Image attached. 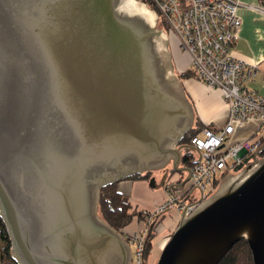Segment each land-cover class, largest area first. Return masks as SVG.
Listing matches in <instances>:
<instances>
[{
    "label": "water",
    "instance_id": "1",
    "mask_svg": "<svg viewBox=\"0 0 264 264\" xmlns=\"http://www.w3.org/2000/svg\"><path fill=\"white\" fill-rule=\"evenodd\" d=\"M159 23L143 0H0V218L16 264H132L101 189L171 163L185 179L149 186L175 196L191 177L195 108ZM263 150L180 217L156 264H218L242 239L264 264Z\"/></svg>",
    "mask_w": 264,
    "mask_h": 264
},
{
    "label": "built area",
    "instance_id": "2",
    "mask_svg": "<svg viewBox=\"0 0 264 264\" xmlns=\"http://www.w3.org/2000/svg\"><path fill=\"white\" fill-rule=\"evenodd\" d=\"M159 15L162 26L171 31L191 56L194 76L222 93L229 105L226 124L218 131L203 127L191 138L194 160L191 181L199 194L183 202L169 196L153 211L144 210L147 224L151 217L171 209L180 216L190 215L219 181L244 160L264 147V95L248 87L258 72V64L238 58L232 47L238 40L242 21L238 15L240 0H147ZM264 15V0L251 5ZM248 119L259 124L248 138L228 143L235 125ZM130 234L132 264H144V235ZM1 264V263H0Z\"/></svg>",
    "mask_w": 264,
    "mask_h": 264
},
{
    "label": "crops",
    "instance_id": "3",
    "mask_svg": "<svg viewBox=\"0 0 264 264\" xmlns=\"http://www.w3.org/2000/svg\"><path fill=\"white\" fill-rule=\"evenodd\" d=\"M241 5L238 8V15L242 24L238 31V40L232 47V52L238 58L251 63L258 64V72L254 79L247 85L264 95V15L252 8L258 0H240ZM174 50L175 62L180 72L187 70V64L181 60L179 51ZM262 76L261 82H256V77ZM185 90L195 108V123L199 126L207 127L213 131L222 128L229 116V105L223 99L222 93L218 89L207 86L204 82L193 77H186L182 80ZM259 122L257 119H248L243 124L235 125V131L228 139V143L240 141L248 138L256 130ZM119 190L129 197L133 208L147 211L155 210L160 203L168 198L169 192L163 188L154 189L149 186L146 180L133 178L125 179L119 183ZM136 203L134 206L133 203ZM180 214L175 210L172 218L166 213L165 221L168 224H178ZM164 224V223H163ZM142 222L134 219L133 222L125 228L126 232H133L141 229ZM164 228V225H162Z\"/></svg>",
    "mask_w": 264,
    "mask_h": 264
},
{
    "label": "trees",
    "instance_id": "4",
    "mask_svg": "<svg viewBox=\"0 0 264 264\" xmlns=\"http://www.w3.org/2000/svg\"><path fill=\"white\" fill-rule=\"evenodd\" d=\"M165 29L168 30L166 26ZM178 75L182 78H186L193 77L194 73L192 68H189ZM201 129L202 127L195 123L193 128L184 135L181 142H184L190 146L192 136L199 133ZM262 155H264V150L262 151ZM191 163L193 164V161ZM131 178L132 177H129L127 179ZM120 182L121 181L108 184L101 189L99 214L110 225L121 232L125 231V228L128 227L135 218L138 219L139 222H142V229L145 226V222L149 214L144 213V210L142 209L140 210L132 208L129 197L119 190ZM162 216H160V218ZM10 247L11 243L6 231V227L0 218L1 264H16V262L11 257ZM218 264H253L251 251L247 241L245 239L238 241Z\"/></svg>",
    "mask_w": 264,
    "mask_h": 264
},
{
    "label": "flooded vegetation",
    "instance_id": "5",
    "mask_svg": "<svg viewBox=\"0 0 264 264\" xmlns=\"http://www.w3.org/2000/svg\"><path fill=\"white\" fill-rule=\"evenodd\" d=\"M166 31L168 32L169 40H170V48H171V51H172V53L174 55V50L172 48L170 31L169 30H166ZM174 57H175V55H174ZM180 73L181 72H179L178 74H180ZM181 79L184 80V78H182V77H181ZM180 144L183 145V148H182L183 159H182V162L180 163V166L187 167V168L191 169V167H192V163L191 162L194 160V153H193V150H192V146L191 145L189 146V145L185 144L184 142H181ZM243 161L244 160H242V162ZM241 163H239V164H241ZM187 175H188V172H186V171L178 172V171L173 170L172 169V164L170 163V164L167 165V167H165V168H163L161 170L148 171V172H145V173H142V174H136V175L132 176L131 179H133V178L143 179V180H146L148 183L149 182L152 183L153 185L159 184L160 181L162 179H164L165 183L174 184L176 186V185H179L185 179V177ZM195 190L196 189H195L194 185H192L191 178H189L188 180L183 182V185H182V187L180 189H177L174 192L176 194L180 195L181 198L185 197L188 193H190L188 195V197H187V199H189V198H191V196L193 195ZM167 212H169V211L160 213V215L159 214L153 215L151 217V219H150L148 224H147V219H146L145 226L139 231H133V232H130V233L126 232V231H123V234L125 235L127 240L129 238L130 234L142 232L141 234L144 235V247H145V249H144V264H153L154 254L151 251H153L154 248L158 246V244H156L158 240L155 242V239L160 234H161L160 235L161 237L163 235H165V234H168L167 230H170L169 228H167V226L165 228H163L161 231L159 230L160 227L162 225H164L163 223L165 222V217H166V213ZM160 216H162V217L160 218ZM154 220H155V224H154V227H153L152 231L150 232L151 236L148 238V240L146 242L147 233L149 232L150 225H151V223ZM160 236H159V238H160Z\"/></svg>",
    "mask_w": 264,
    "mask_h": 264
},
{
    "label": "rangeland",
    "instance_id": "6",
    "mask_svg": "<svg viewBox=\"0 0 264 264\" xmlns=\"http://www.w3.org/2000/svg\"><path fill=\"white\" fill-rule=\"evenodd\" d=\"M159 25L161 26L162 24L159 23ZM170 36H171L172 48L175 49V50L177 49V50L179 51V54H178V55L180 56L181 60L185 62V64L188 63L187 66H186L187 69L191 68V56H190V54H189L187 51H185V50L181 47L178 38H177V37H176L171 31H170ZM235 43H236V42H235ZM175 67H176V72L179 73L180 71H179L178 68H177L176 62H175ZM263 77H264V76H263ZM263 79H264V78H263ZM261 80H262V76H261V75H258V76L256 77V82H255L254 84H258L257 82H261ZM260 155H261V157L264 156V155H262V153H260ZM198 194H199V190L196 189V190L194 191L193 195H196V196H197ZM133 205L135 206L136 203L134 202ZM132 208H133V206H132ZM175 210H176V209H171V210H169L168 215H169L170 218H172V215L175 214ZM159 215H160V214H159ZM167 221H171V219H168ZM167 221L164 222V228L167 226V228L170 229V230H167V231H168V234H165V235H163L162 237L160 236V235H161V234H160V235H159L160 238H159V236L156 237L155 242L158 240L157 243H156V244H158V246L155 247L153 251H151V252H153V254H154L153 264H156V263H157L158 258H159V256H160V253H161V250H162L163 246H164L165 243L168 241V239H169L170 236L172 235L174 229L176 228L175 223H172V222H171V224H168ZM161 227H162V226H161ZM161 227H160V229H159L160 231H161ZM167 228H166V229H167ZM162 229H163V228H162ZM166 233H167V232H166Z\"/></svg>",
    "mask_w": 264,
    "mask_h": 264
},
{
    "label": "bare ground",
    "instance_id": "7",
    "mask_svg": "<svg viewBox=\"0 0 264 264\" xmlns=\"http://www.w3.org/2000/svg\"><path fill=\"white\" fill-rule=\"evenodd\" d=\"M144 1V0H143ZM146 3H148V1H145ZM149 4V3H148ZM150 5V4H149ZM151 6V5H150ZM156 12H157V10L153 7V6H151ZM158 13V12H157ZM172 58H173V60L175 61V57H174V55H173V53H172ZM175 63V62H174Z\"/></svg>",
    "mask_w": 264,
    "mask_h": 264
}]
</instances>
